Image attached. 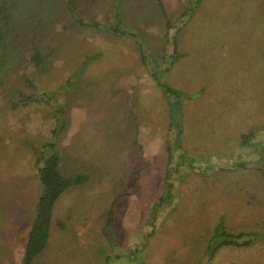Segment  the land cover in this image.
Wrapping results in <instances>:
<instances>
[{
  "label": "rangeland",
  "instance_id": "obj_1",
  "mask_svg": "<svg viewBox=\"0 0 264 264\" xmlns=\"http://www.w3.org/2000/svg\"><path fill=\"white\" fill-rule=\"evenodd\" d=\"M106 1L88 10L91 19L111 17ZM162 2L176 19L184 0ZM0 8V97L12 107L8 141L0 137V264L21 263L42 190L32 148L50 140L62 175L84 174L89 182L56 200L46 247L32 264H264L262 236L204 254L220 216L228 232L264 233V0H203L168 39L155 0L120 1L121 31H136L157 63L168 60L175 36L173 62L157 72L184 93L180 141L198 168L173 159L171 198L154 218L177 129L134 39L78 25L59 0H0ZM35 51L49 55L40 73ZM89 55L97 58L79 87L67 86ZM41 93L54 101L38 99ZM56 104L69 122L60 139L51 137ZM254 132L261 153L238 145L240 134Z\"/></svg>",
  "mask_w": 264,
  "mask_h": 264
},
{
  "label": "trees",
  "instance_id": "obj_2",
  "mask_svg": "<svg viewBox=\"0 0 264 264\" xmlns=\"http://www.w3.org/2000/svg\"><path fill=\"white\" fill-rule=\"evenodd\" d=\"M40 1L43 2L44 0H40ZM59 1H61L63 9L66 11V14L69 17H71V19L75 23H77L82 27H94L103 32L105 31L108 33H114V35H124V34L125 36L130 35L134 39L135 47L137 46L136 48L139 49L140 63L142 64V66L145 67L146 71L155 81L157 87L161 91L162 96L167 103L169 116L171 118L169 127L171 128L174 125L177 131L175 133V139L173 143L172 144L168 143L166 147V152H167V161H166V169H165L166 174L164 175V179H163V186L164 189L166 190H165V194L160 195V198L159 199L157 198V200L154 202L153 207L151 208L153 212L152 217L154 218L153 216L155 215L154 213H156V211H158L160 207L164 206V204H167L171 198V195H169L170 192H168L170 188H172V183L169 181L170 178L169 171L171 170L170 165L173 162V159L175 158L178 159L176 165L179 166V168L188 167L189 168L188 170L191 169L198 170V168H196V166H194L193 163L194 159L196 158L193 157L192 154H189L182 149L181 141H180V135L182 132V122L179 119H177V117L180 112L178 108V106L180 105L179 99L181 96L184 95V93L180 90L178 91L177 89L172 88L169 84L162 81L161 75L158 74V72H160L159 65L160 66L164 65L163 66L164 68L162 69L164 71V70H168L170 64L173 62L172 53L176 51L175 36H172L170 41V44L172 45L174 51L171 54H168V60H165L166 55H163L162 62L157 63L153 55L150 54L145 47H143L144 43L139 38L136 31L134 30L121 31L122 30L121 25L124 23V20L121 18L120 13L117 11L121 0H108V1L59 0ZM100 1L102 2L106 1L108 2V5H110L111 17H109V19H106L105 21L97 20V19L93 20L89 17L88 10L94 4ZM202 1L203 0H184L182 4V11L180 12L179 16L176 19H173L171 17H168L162 0H155L161 12L165 15V21H164L165 39H168L167 38L168 32L172 28H174V23L176 21H180L184 23L185 22L184 19L188 18V16L191 15L193 11L198 8L199 4ZM77 3L84 5L83 9L78 8ZM2 11L3 8H0V14L2 13ZM137 37L140 39L139 42L136 39ZM48 58H49L48 54L45 55L40 53L39 51H35V53L32 54L31 62L33 63V65H35L36 68H39V73L45 67L42 66V63L46 62ZM95 58H97L95 55L94 56L89 55L85 57V59L81 63V66H79L76 72L73 73L71 76H69L68 79L66 80L67 86H71L70 84L72 82L74 83L72 88L77 89L79 87V83L77 84V82L83 70L86 68L88 61ZM41 94L38 99H40L41 96H44V98H46L45 94L42 95ZM28 97L29 99H32L31 95ZM53 99H54L53 95H50V98H46V100L49 102H51ZM54 111H55V115H58V127L57 125H55V128L52 129L51 137L57 138L56 136L58 134V139H60L62 137V133H65L66 131L67 128L66 126H68V122L65 123L64 121L63 122L61 121L62 119L60 116V112H62V107L60 105L56 104V106L54 107ZM256 135H257L256 132L240 134L238 145L252 148V151H254L255 153L257 152L261 153V150L257 148L254 144ZM55 148H56L55 142L52 140L48 142L46 141L42 145L32 148L34 154V165L37 172V178L41 185L42 190L34 206L33 219L26 236L25 249L20 264H32L36 256L39 255L46 247L50 224L53 215L52 214L53 207L56 200L60 197L63 191L70 186L81 185L87 182L88 180V177L84 174H73L69 176H63L59 170L60 155L59 153L58 154L56 153L57 151L55 150ZM177 150H179V153H176ZM249 161H245V163H242V166H244ZM187 162L189 163L188 166L186 165ZM259 169L263 173L262 171L263 168L260 167ZM133 185L134 184L132 183V186ZM116 200L113 201L112 206L107 213L106 225L104 226V231L105 229H108L109 225L113 223ZM259 236L264 237V233L239 232L234 234L226 231L224 216H220L217 223L214 225L210 236L207 239L206 246L204 249V254L207 256V258H210L212 254L215 252V250L222 245H236V246L250 245L252 241ZM197 264H200V261Z\"/></svg>",
  "mask_w": 264,
  "mask_h": 264
},
{
  "label": "crops",
  "instance_id": "obj_3",
  "mask_svg": "<svg viewBox=\"0 0 264 264\" xmlns=\"http://www.w3.org/2000/svg\"><path fill=\"white\" fill-rule=\"evenodd\" d=\"M2 98V100H1ZM7 103V104H6ZM11 107V102L9 104V102H7L6 97H0V137L3 136L5 138V142L8 141L7 137H6V130L8 128V124H7V112L8 109ZM12 108V107H11ZM69 125V122H68ZM72 129H73V123H72ZM74 132V131H73ZM81 142V141H79ZM4 146V145H3ZM1 148V147H0ZM89 180V179H88ZM87 180V182H89ZM69 189V188H68ZM67 190V189H66ZM64 190L63 193L66 191ZM62 193V194H63ZM61 194V195H62ZM60 195V197H61ZM60 197L58 198V200L60 199Z\"/></svg>",
  "mask_w": 264,
  "mask_h": 264
}]
</instances>
